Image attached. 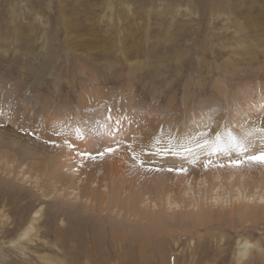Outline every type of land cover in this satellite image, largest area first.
I'll use <instances>...</instances> for the list:
<instances>
[{"label": "rangeland", "instance_id": "1", "mask_svg": "<svg viewBox=\"0 0 264 264\" xmlns=\"http://www.w3.org/2000/svg\"><path fill=\"white\" fill-rule=\"evenodd\" d=\"M263 117L264 0H0V264H264V163L144 154Z\"/></svg>", "mask_w": 264, "mask_h": 264}, {"label": "snow or ice", "instance_id": "2", "mask_svg": "<svg viewBox=\"0 0 264 264\" xmlns=\"http://www.w3.org/2000/svg\"><path fill=\"white\" fill-rule=\"evenodd\" d=\"M111 117L109 116V119ZM120 119L117 118L116 125L119 126ZM261 132L264 133V128L259 129H253L252 131H249L245 133L243 139H237L235 136H233L230 132L227 133L228 139L227 142L223 141V136L225 135L224 132H217L214 134L215 139H211L208 135L205 133H200L198 138L194 137L192 143H194L195 147H193L189 143H183L178 142L176 145H174L171 141V139L168 141L167 145L164 147H159L160 141L157 140L155 144H153V148L155 151L149 153L145 152L144 154H151L153 156H168L171 155L173 157H180L183 159H191V162L195 161V157L198 155L197 149L208 151L209 155H215L222 152L232 151L236 150L242 154H245V158L249 161H256L260 163H264V151H260L258 154H249L248 153V147L250 142L248 141V137L252 136L253 132ZM32 135H35V133H32ZM51 143V142H50ZM119 147V142L117 144V148ZM133 161H136L143 165V161L138 159V154L133 148L131 144L127 145ZM116 148L108 147L105 149L106 152H113ZM233 164H239V161H232ZM205 167H207V164H205ZM173 169H169V171H172ZM177 171H186V169H178Z\"/></svg>", "mask_w": 264, "mask_h": 264}, {"label": "bare ground", "instance_id": "3", "mask_svg": "<svg viewBox=\"0 0 264 264\" xmlns=\"http://www.w3.org/2000/svg\"><path fill=\"white\" fill-rule=\"evenodd\" d=\"M47 100V99H46ZM50 111L52 112H50V116L52 117V118H55V119H57V116L55 115V112H54V109L52 110V109H50ZM61 113V111H59V114ZM56 114L57 115H59L58 114V112H56ZM67 114V113H66ZM110 116V115H109ZM111 117V119L113 118V116L111 115L110 116ZM68 119V116H66V115H64V119ZM206 118V117H205ZM49 120V119H48ZM203 121H202V124L204 125V119H202ZM50 121V120H49ZM63 122V121H62ZM241 122H243V121H241ZM244 123V122H243ZM60 127V126H59ZM223 127V126H222ZM114 126H113V128H111L110 127V125H108V127L107 128H105V129H103V128H101V130H100V136L102 135V134H104V135H106L107 133L110 135V136H112V138L113 137H118V138H121V137H123V133L125 132V126L123 125V127H121V129L119 130V131H116L114 134H117V136H114V135H112V133H113V131H114ZM233 128H235V127H233ZM240 127H238V129H239ZM243 128L247 131V132H249V131H252L253 129H257V128H264V117L262 118V119H260L259 120V122L258 123H256V124H247L246 126H244L243 125ZM80 130V129H79ZM241 130V129H240ZM120 131H121V133H120ZM227 130H225V129H223V128H220V129H218V128H216V129H212L211 128V130H208V128H206V129H204V128H202V129H199L197 132H195L194 133V135L193 136H190L189 138H188V141L191 143V145L193 146V147H195V145H194V143H192V141H193V138L194 137H197L198 138V136H199V134L200 133H205L206 135H208L209 137H211V139H215V136H214V134L215 133H217V132H224L225 133V135L223 136V141L224 142H227V139H228V136H227V133H228V131L226 132ZM239 131V130H238ZM67 132V131H66ZM258 132V131H257ZM253 132V134H252V139L254 138V139H256V138H263L264 139V133H261V132ZM118 133H120L119 135H118ZM244 133V132H243ZM242 134V133H241ZM237 139L239 138V137H236ZM63 140V139H62ZM257 140V139H256ZM264 141V140H263ZM17 145V144H16ZM19 145V144H18ZM260 145V144H259ZM62 148V147H61ZM44 150V149H43ZM62 150V149H61ZM197 151V153H198V155L195 157V158H201L202 156H207L209 153H208V151H204V150H200V149H197L196 150ZM230 152H233V151H230ZM224 152H222V153H218V154H215V155H213L214 157H217L218 158V156H222V154H223ZM43 154H44V152H43ZM37 155V154H36ZM22 156H24L25 157V154L24 155H22ZM24 157H22V158H24ZM213 157V158H214ZM39 158V157H38ZM37 159V158H36ZM172 160V159H171ZM189 160H191V159H183V158H174V161H189ZM41 161V160H40ZM173 161V160H172ZM62 162V161H61ZM56 163H58V162H56ZM64 163V162H63ZM188 163V162H187ZM54 164V163H53ZM84 165V164H83ZM41 166V165H40ZM58 169V168H57ZM55 170V172H54V174H50V176H54L53 178L52 177H50L51 179L50 180H55V179H59L60 180V177H58V170ZM83 169H85V168H83ZM83 169L82 168H80L79 167V164H78V167H77V171H79V172H82L83 171ZM200 171H201V169L200 168H194V169H192V170H190V171H188V175H190L192 178H195V180H197V179H199L200 180V178H202V177H200L199 175H200ZM198 172H199V175H198ZM235 172H233L232 174H231V176L233 177V176H236V178H237V176H238V174H234ZM222 174V173H221ZM198 175V177L196 178V176ZM66 176V175H65ZM239 176H240V174H239ZM68 177V176H67ZM70 177V176H69ZM217 177V176H216ZM222 177H224L223 175H220V176H218V178L221 180V178ZM240 177H242V176H240ZM217 179V178H216ZM240 179V178H239ZM61 180L63 181V178L61 177ZM66 180V179H65ZM64 180V181H65ZM70 180V179H69ZM91 180V179H90ZM96 180V179H95ZM201 180H204V179H201ZM89 188H88V194H87V199L88 198H91V200H92V198L94 197L95 198V200L96 201H98L99 203H102L104 206L107 204V199H106V197L105 198H103V200H101V201H99L98 199V197L99 196H96L94 193H95V188L94 187H96V185L95 184H93V183H91V186H88ZM224 188V186H222L221 184L219 185V187H218V189H223ZM253 198V197H252ZM90 200V199H89ZM261 201H263L264 202V197L262 198V200ZM119 204H122V203H119ZM135 205V204H134ZM123 206V205H122ZM107 207V206H106ZM115 207H117V206H115ZM93 208L91 207V206H87V207H85V210H86V214H88L90 217H92L94 214H92V210ZM115 209H117V208H115ZM61 210V209H60ZM119 210L121 211H123L124 210V208H122V207H120L119 208ZM198 210H200V208L198 209ZM101 211V210H100ZM119 211V212H120ZM83 212V211H82ZM98 213H99V211H98ZM73 214V213H72ZM209 214L210 213H207L206 214V211L205 210H201V211H199L198 212V217H206L207 218V216H209ZM248 214V213H247ZM86 216V215H85ZM38 217H40L37 213L35 214V216H34V218H38ZM98 217V216H97ZM64 220V219H63ZM199 221H200V219H199ZM201 222V221H200ZM62 225V224H61ZM34 231H35V228H34V226L33 225H30V226H28L27 228H26V230L23 232V234L21 235V237H20V239H19V241H20V243L21 242H23V241H27L28 239H29V236L31 235V234H33L34 233ZM33 237H35V236H33ZM38 237V236H37ZM45 244H44V246L45 245H48V243H46V242H44ZM67 243V242H66ZM248 243V242H247ZM246 243V244H247ZM249 244V243H248ZM16 244H12L11 245V247H14ZM246 246V245H245ZM249 246V245H248ZM250 247V246H249ZM52 248V247H51ZM51 248H50V250H51ZM246 248V247H245ZM251 248V247H250ZM250 248H248V249H250ZM55 249L54 248H52V251H54ZM58 250V249H57ZM56 250V251H57ZM51 251V252H52ZM53 254V253H52ZM46 255V254H45ZM49 254H47V256H48ZM44 256V255H43ZM49 256H51V254L49 255ZM42 257V263H44V264H65V261L64 260H59L58 259V256H56V257ZM90 257V256H89ZM88 256L86 257V259L89 261L90 260V258H89ZM53 259H55L54 261H53Z\"/></svg>", "mask_w": 264, "mask_h": 264}]
</instances>
